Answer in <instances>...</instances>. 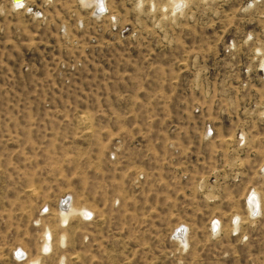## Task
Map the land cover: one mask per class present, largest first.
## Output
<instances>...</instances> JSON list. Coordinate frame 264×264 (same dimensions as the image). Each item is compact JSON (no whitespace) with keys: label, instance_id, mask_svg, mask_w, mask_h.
Segmentation results:
<instances>
[{"label":"rangeland","instance_id":"obj_1","mask_svg":"<svg viewBox=\"0 0 264 264\" xmlns=\"http://www.w3.org/2000/svg\"><path fill=\"white\" fill-rule=\"evenodd\" d=\"M102 1L0 0V264H264V0Z\"/></svg>","mask_w":264,"mask_h":264},{"label":"bare ground","instance_id":"obj_2","mask_svg":"<svg viewBox=\"0 0 264 264\" xmlns=\"http://www.w3.org/2000/svg\"><path fill=\"white\" fill-rule=\"evenodd\" d=\"M26 2H28V0H14V3L15 4H13L12 3V6L13 7H23L22 6V4L23 5H25L26 4ZM104 6V3H103V1L102 0H95V7L96 8H102ZM41 15V14H40ZM262 172L264 173V166H263V168H262ZM252 195V194H251ZM255 197V201H253L252 199ZM250 198V203L251 202H256L257 204H258V199H257V197H256V193L254 192V195H252V196H250L249 197ZM248 204H249V202H248ZM252 204V203H251ZM254 204V203H253ZM250 208V210L252 211V212H254V206H249ZM60 210H61V216L65 219V218H68L69 216H71L72 214H74V213H76V211L73 209V207H71V205H69V204H64V206H62V207H60ZM256 211H258V209L256 210ZM255 211V212H256ZM253 216V215H252ZM237 222V220L234 222V223H236ZM214 227V226H213ZM215 228V227H214ZM184 233H181V238H180V240L182 241V243H184L185 242V239H184Z\"/></svg>","mask_w":264,"mask_h":264},{"label":"built area","instance_id":"obj_3","mask_svg":"<svg viewBox=\"0 0 264 264\" xmlns=\"http://www.w3.org/2000/svg\"><path fill=\"white\" fill-rule=\"evenodd\" d=\"M15 4L14 3V0H11V4ZM22 8L21 7H16L15 9H26L27 11H29V12H31V13H33L34 15H37V16H39L40 17V14L42 13V11H41V9H39V8H34L33 7V5H28V3L26 2V4L25 5H23L22 4ZM43 14V13H42ZM251 192V191H250ZM249 192V193H250ZM253 201H255V197L252 199ZM248 202H249V205L250 206H254V211H256L257 210V206H258V204L256 203V202H251L250 203V198H248ZM254 203V204H253ZM215 228H218V226H219V223H218V221L217 220H214V222H213V224H212Z\"/></svg>","mask_w":264,"mask_h":264},{"label":"crops","instance_id":"obj_4","mask_svg":"<svg viewBox=\"0 0 264 264\" xmlns=\"http://www.w3.org/2000/svg\"><path fill=\"white\" fill-rule=\"evenodd\" d=\"M264 166V165H263ZM263 168V167H262Z\"/></svg>","mask_w":264,"mask_h":264}]
</instances>
